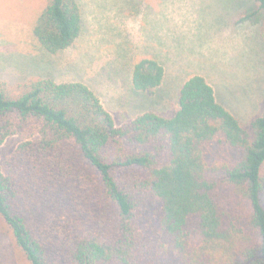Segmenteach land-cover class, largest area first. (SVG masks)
I'll use <instances>...</instances> for the list:
<instances>
[{"label": "trees", "instance_id": "16d2710c", "mask_svg": "<svg viewBox=\"0 0 264 264\" xmlns=\"http://www.w3.org/2000/svg\"><path fill=\"white\" fill-rule=\"evenodd\" d=\"M237 23L264 50V0ZM82 29L79 0H48L33 36L56 55ZM154 55L130 81L153 111L120 127L86 84H0V146L23 139L0 166V219L27 264H264L262 75L233 64L230 91L260 95L231 110L205 76L180 80L165 117L154 111L165 96H149L170 65Z\"/></svg>", "mask_w": 264, "mask_h": 264}, {"label": "rangeland", "instance_id": "374dc122", "mask_svg": "<svg viewBox=\"0 0 264 264\" xmlns=\"http://www.w3.org/2000/svg\"><path fill=\"white\" fill-rule=\"evenodd\" d=\"M79 2L81 35L69 49L50 55L38 47L33 36L48 0H0V84L14 87L46 75L57 83L86 84L111 113L116 127L143 111H153L149 104H143L142 94L132 88L130 81L133 64L154 53L161 54L170 65L166 85L149 96H165L154 109L165 117L173 116L178 108L177 96H170L172 91L177 93L178 82L196 74L211 82L218 101L230 110L233 103L248 106L260 95L259 88L235 87L230 91L233 64L238 69H254L255 81L261 74L257 84L264 88V50L253 29L237 23L250 8V0ZM22 142L14 135L0 146L2 168ZM0 264H27L2 219Z\"/></svg>", "mask_w": 264, "mask_h": 264}]
</instances>
